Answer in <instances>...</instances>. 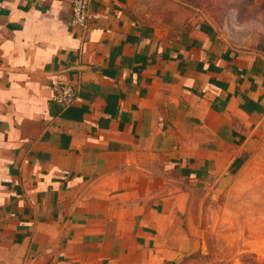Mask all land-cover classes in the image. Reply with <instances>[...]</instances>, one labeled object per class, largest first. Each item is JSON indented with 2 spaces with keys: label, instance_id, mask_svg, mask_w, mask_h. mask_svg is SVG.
I'll list each match as a JSON object with an SVG mask.
<instances>
[{
  "label": "crops",
  "instance_id": "obj_1",
  "mask_svg": "<svg viewBox=\"0 0 264 264\" xmlns=\"http://www.w3.org/2000/svg\"><path fill=\"white\" fill-rule=\"evenodd\" d=\"M72 16L0 0V264H177L264 122V56L141 24L130 0Z\"/></svg>",
  "mask_w": 264,
  "mask_h": 264
},
{
  "label": "rangeland",
  "instance_id": "obj_2",
  "mask_svg": "<svg viewBox=\"0 0 264 264\" xmlns=\"http://www.w3.org/2000/svg\"><path fill=\"white\" fill-rule=\"evenodd\" d=\"M130 10L173 37L204 24L229 45L264 56V0H130ZM197 202L195 250L177 264H242L251 254L264 263V122L230 186Z\"/></svg>",
  "mask_w": 264,
  "mask_h": 264
},
{
  "label": "built area",
  "instance_id": "obj_3",
  "mask_svg": "<svg viewBox=\"0 0 264 264\" xmlns=\"http://www.w3.org/2000/svg\"><path fill=\"white\" fill-rule=\"evenodd\" d=\"M91 0H72L73 16L71 23L85 27L89 19V5ZM53 100L63 108L74 104L76 89L68 82L54 84L52 87Z\"/></svg>",
  "mask_w": 264,
  "mask_h": 264
},
{
  "label": "trees",
  "instance_id": "obj_4",
  "mask_svg": "<svg viewBox=\"0 0 264 264\" xmlns=\"http://www.w3.org/2000/svg\"><path fill=\"white\" fill-rule=\"evenodd\" d=\"M242 264H264L258 261V257L254 254L245 255L241 259Z\"/></svg>",
  "mask_w": 264,
  "mask_h": 264
}]
</instances>
